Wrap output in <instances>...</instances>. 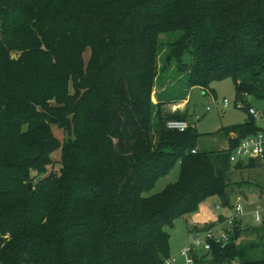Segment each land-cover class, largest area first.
<instances>
[{
	"label": "trees",
	"instance_id": "16d2710c",
	"mask_svg": "<svg viewBox=\"0 0 264 264\" xmlns=\"http://www.w3.org/2000/svg\"><path fill=\"white\" fill-rule=\"evenodd\" d=\"M171 71L187 89L169 100L230 79L264 102V0H0V264H163L168 227L211 196L229 204L232 166L263 164L231 149L260 127L245 109L216 131L226 149H200L195 125L167 127L190 114L153 102ZM240 223L213 264H264Z\"/></svg>",
	"mask_w": 264,
	"mask_h": 264
},
{
	"label": "rangeland",
	"instance_id": "374dc122",
	"mask_svg": "<svg viewBox=\"0 0 264 264\" xmlns=\"http://www.w3.org/2000/svg\"><path fill=\"white\" fill-rule=\"evenodd\" d=\"M166 37V36H165ZM90 50L85 52V60L89 59ZM170 82L167 83V89L164 90L157 86L153 90V102H158V96L162 95L168 99L165 103L164 109L168 113L172 111L182 112L188 108L190 122L196 126L200 134L198 146L202 150H218L222 146L227 148V138L223 133H216V131L226 125L243 122L248 114L245 109L239 106L235 101V86L232 80L225 79L221 81H214L210 88L214 90H205L201 86H194L189 90L188 98L182 100H169L178 97L185 92L186 81L185 77L179 73H169ZM168 75H165V79ZM206 91V92H205ZM225 97L231 100L229 107L216 106ZM253 104L262 107L264 102L253 101ZM211 107V109H208ZM55 134L63 140L64 131L58 127L54 128ZM224 149V148H223ZM60 159V151H56L54 160ZM246 160V159H245ZM247 161V160H246ZM234 164V162H233ZM180 173L179 164H177L169 175L161 177L156 183L155 187L145 193V196H150L162 191L169 183L175 182ZM229 188L228 199L229 204L224 205L221 197L214 195L204 200L199 208L192 214L181 217L175 221L173 227H168L170 232V252L171 256H178L177 264H185V260L179 256L181 249L189 243V234L195 229L204 228L207 222L215 220L219 215L225 217L233 214V206L241 202L243 206V215L241 220V236L240 242H256L258 244V251L254 255L262 257L264 255L261 250L264 248V162L257 167H243L235 168L232 166L229 172ZM244 191L248 199L242 195ZM220 207L217 208L216 205ZM259 210L261 220H255V211ZM206 223V224H205ZM220 223V222H219ZM218 224V223H216ZM228 226V225H226Z\"/></svg>",
	"mask_w": 264,
	"mask_h": 264
},
{
	"label": "built area",
	"instance_id": "2783aa9c",
	"mask_svg": "<svg viewBox=\"0 0 264 264\" xmlns=\"http://www.w3.org/2000/svg\"><path fill=\"white\" fill-rule=\"evenodd\" d=\"M235 101L243 109H247L248 114L254 119L260 130L255 134H250L239 139L234 148L231 149V162H247L255 159L264 162V108L258 107L253 103H248L242 97H235ZM231 100L225 97L218 102L216 106L229 107ZM211 109V107H208ZM193 122L184 119H170L167 127L173 130L184 131L188 129ZM194 125V124H193ZM196 152V149L193 150ZM247 161H246V160ZM220 207L219 204L216 205ZM233 214L228 216L223 223L214 224L211 227L195 229L189 234V243L185 245L179 256L185 260V264H202L211 262V251L213 246L219 245L225 247L232 240L235 226L239 224L240 216L243 215V206L238 202L233 206ZM255 220L260 221L261 215L259 210L255 211ZM228 225V226H226ZM179 257L168 256L163 264H177ZM211 264H213L211 262ZM222 264H247L238 258L230 259Z\"/></svg>",
	"mask_w": 264,
	"mask_h": 264
},
{
	"label": "crops",
	"instance_id": "0c3cea01",
	"mask_svg": "<svg viewBox=\"0 0 264 264\" xmlns=\"http://www.w3.org/2000/svg\"><path fill=\"white\" fill-rule=\"evenodd\" d=\"M187 98H188V96H187ZM172 112H176V111H172ZM182 112H188V108H187V106H186V109H185L184 111H182ZM188 113H189V112H188ZM247 117H248V116H247ZM246 119H247V118H246ZM246 119H245V120H246ZM245 120H244V121H245ZM188 121H190V119H188ZM244 121H243V122H244ZM231 136H235V134L232 133ZM226 138H227V137H226ZM227 147H228V138H227ZM223 148L226 149L225 146H222V149H223ZM218 149H221V148H218ZM219 216H223V220H219V219H218ZM219 216H218L215 220H210V221H208L207 224L210 223V222H213L214 224L219 223V222H220V223H223V222L226 220V218H227V217H225V216L222 215V214L219 215ZM240 222H241V220H240ZM205 224H206V223H205ZM240 224H241V223H240ZM198 229H199V228H198Z\"/></svg>",
	"mask_w": 264,
	"mask_h": 264
},
{
	"label": "water",
	"instance_id": "95a60500",
	"mask_svg": "<svg viewBox=\"0 0 264 264\" xmlns=\"http://www.w3.org/2000/svg\"><path fill=\"white\" fill-rule=\"evenodd\" d=\"M29 186L30 187L32 186V183L31 182H29ZM242 195H243V197L245 199H248V196H247V194L244 191H242ZM202 264H211V262H205V263H202Z\"/></svg>",
	"mask_w": 264,
	"mask_h": 264
}]
</instances>
